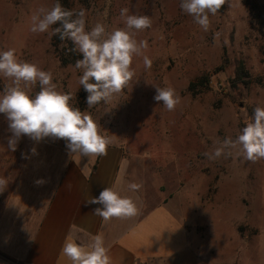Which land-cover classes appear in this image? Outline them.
Instances as JSON below:
<instances>
[{
  "label": "rangeland",
  "instance_id": "obj_1",
  "mask_svg": "<svg viewBox=\"0 0 264 264\" xmlns=\"http://www.w3.org/2000/svg\"><path fill=\"white\" fill-rule=\"evenodd\" d=\"M252 1L264 6V0ZM180 2L71 0L72 11L86 13V31L96 23L109 31L124 27L122 8L152 21L136 36L148 43L144 54L151 67L135 57L128 87L110 103L91 109L79 84L82 71L75 64L61 66L52 36L30 30L31 15L54 0H0V51L14 48L21 60L51 72L59 90L75 95L74 106L87 110L111 144L126 151L127 179L141 185L137 192L147 205L167 203L188 225L201 264H264V159L246 161L235 150L215 160L203 155L218 147L217 141L235 139L253 109L264 107V31L241 0H226L209 16L207 31L181 10ZM239 61L248 73L247 84L234 82ZM6 83L0 76V91ZM155 86L176 90L181 103L175 111L154 100ZM36 91L38 84L33 95ZM11 135L0 114V178L7 187L22 169L25 177L33 163L45 159L47 149L68 153L63 139L35 142L27 136L12 151Z\"/></svg>",
  "mask_w": 264,
  "mask_h": 264
},
{
  "label": "clouds",
  "instance_id": "obj_2",
  "mask_svg": "<svg viewBox=\"0 0 264 264\" xmlns=\"http://www.w3.org/2000/svg\"><path fill=\"white\" fill-rule=\"evenodd\" d=\"M226 0H181V10L192 16L193 21L204 31L210 26L209 16L216 15ZM85 11L78 13L63 7L56 0L51 7L41 6L31 15L33 33H48L61 41L70 40L72 51L82 55L74 67L82 71L79 84L87 93L88 109L101 103L108 104L128 87L134 76L132 63L135 57H143L146 68L152 61L144 54L148 47L146 40H137L139 32L151 27L147 15L129 14L128 8L120 10L124 27L108 30L102 23H96L86 31ZM59 24L58 27L53 25ZM0 76L8 83L0 91V114L8 122V147L15 151L22 136L35 142L45 138L63 139L69 156L101 157L107 155L112 141L101 131V126L91 114L74 106L75 95L59 90L53 83L52 73L42 70L37 64L21 60L14 48L0 51ZM39 91L33 95V89ZM156 87L154 100L162 102L165 110L175 111L181 97L172 87ZM218 147L203 155L215 160L222 155L231 156L232 150L244 160L256 162L264 159V107L256 106L253 115L239 130L235 139L226 137L217 141ZM35 148L32 152L35 153ZM37 185L43 180L35 181ZM6 184L0 178V185ZM129 190L135 192L140 184L131 182ZM90 204H99L93 213L109 221L112 218H132L138 215L136 202L129 196H122L112 187L104 188L98 197H92ZM71 264H112L109 248L102 235L93 236L89 242L78 243L69 235L61 249Z\"/></svg>",
  "mask_w": 264,
  "mask_h": 264
},
{
  "label": "crops",
  "instance_id": "obj_3",
  "mask_svg": "<svg viewBox=\"0 0 264 264\" xmlns=\"http://www.w3.org/2000/svg\"><path fill=\"white\" fill-rule=\"evenodd\" d=\"M46 152L25 177L22 169L13 186L0 188V264H71L61 252L65 239L87 243L97 234L112 264H201L188 225L168 204L147 205L129 190L122 147L111 144L107 155L90 159ZM106 187L131 197L138 215L109 221L95 215L101 205L87 201Z\"/></svg>",
  "mask_w": 264,
  "mask_h": 264
},
{
  "label": "trees",
  "instance_id": "obj_4",
  "mask_svg": "<svg viewBox=\"0 0 264 264\" xmlns=\"http://www.w3.org/2000/svg\"><path fill=\"white\" fill-rule=\"evenodd\" d=\"M56 3V0H54ZM64 8L71 10V0H60ZM242 5L247 9L251 20L261 31H264V6H259L252 0H241ZM59 24L53 25L58 27ZM51 48L55 57L61 66L74 65L76 60L82 59V55L72 51L73 45L70 40L61 41L58 36L51 37ZM247 72L242 61H239L236 67V76L234 82L247 84L244 78L247 77ZM205 80V79H204ZM202 84V80L199 81ZM191 87L195 84H191ZM202 86V85H201ZM83 91H85L83 89Z\"/></svg>",
  "mask_w": 264,
  "mask_h": 264
}]
</instances>
